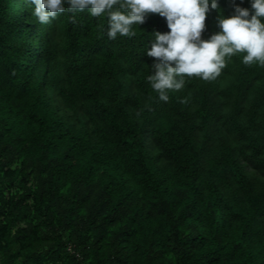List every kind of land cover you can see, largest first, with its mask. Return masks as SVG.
I'll return each mask as SVG.
<instances>
[{
	"label": "trees",
	"instance_id": "trees-1",
	"mask_svg": "<svg viewBox=\"0 0 264 264\" xmlns=\"http://www.w3.org/2000/svg\"><path fill=\"white\" fill-rule=\"evenodd\" d=\"M133 28L0 0V264H264V65L237 53L163 101L166 18Z\"/></svg>",
	"mask_w": 264,
	"mask_h": 264
},
{
	"label": "clouds",
	"instance_id": "clouds-1",
	"mask_svg": "<svg viewBox=\"0 0 264 264\" xmlns=\"http://www.w3.org/2000/svg\"><path fill=\"white\" fill-rule=\"evenodd\" d=\"M232 2L233 13L219 15V31L204 39L206 16L218 0H26L41 24L66 11L106 14L109 39L135 35L133 26L144 23L149 13L166 18L170 31L154 32L146 50L157 58L147 80L163 101L169 90L184 88L187 78L215 79L237 53H244L245 65H264V0H250L251 8Z\"/></svg>",
	"mask_w": 264,
	"mask_h": 264
}]
</instances>
